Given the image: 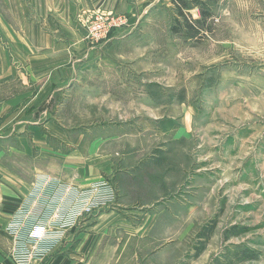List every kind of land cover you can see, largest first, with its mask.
<instances>
[{"label": "crops", "instance_id": "obj_1", "mask_svg": "<svg viewBox=\"0 0 264 264\" xmlns=\"http://www.w3.org/2000/svg\"><path fill=\"white\" fill-rule=\"evenodd\" d=\"M163 3L165 7L155 6L154 21L146 17L137 26L130 0H0V264H14L5 225L48 178L55 180L52 185L58 181L78 188L105 178L118 192L115 209L86 224L77 249L84 256L46 264H135L133 258L128 261L130 249L131 254H157V239L163 243L176 237L168 222L196 220L198 210L192 207L205 201L203 193L197 197L194 190L168 201L162 196L171 187V167L182 170L180 148L192 136L191 122L205 119L195 118L192 107L180 101L154 103L147 85L124 65L135 49L142 51L139 60H147L149 52L158 59L176 54L177 36L171 31L168 3ZM87 8L132 13L131 21L114 29L108 40L91 43L76 20ZM260 82L242 80L238 86L239 92L249 90L250 103L264 106ZM262 132L246 123L225 141L228 146L243 139L246 149L251 137ZM177 147L179 160L171 163ZM263 150L260 141L256 155L261 160ZM256 155L244 157L243 167L247 159L256 167ZM144 168L154 183L139 181ZM200 188L207 194L215 187ZM130 206L135 207L128 209L133 223L117 213ZM179 233L181 242L184 232Z\"/></svg>", "mask_w": 264, "mask_h": 264}, {"label": "rangeland", "instance_id": "obj_2", "mask_svg": "<svg viewBox=\"0 0 264 264\" xmlns=\"http://www.w3.org/2000/svg\"><path fill=\"white\" fill-rule=\"evenodd\" d=\"M163 1L168 3L171 31L177 36L176 54L158 59L154 52H149L147 60H139L137 56L142 51L135 49L124 65L134 79L147 85L148 97L154 103L180 101L192 107L195 118L205 119L196 124L191 122L192 136L184 140L180 148L182 157L178 167L182 170L172 166L168 171L167 182L171 187L162 201L185 197L194 190H198L197 197L203 193L206 198L192 207L198 210L196 220L188 222L183 218L176 224L167 223L176 237L164 239L167 241L163 243L157 239L156 244L161 241L157 248L161 252L134 251L131 254L130 249L128 261L133 258L135 264H264V150L259 152L263 153L262 160L258 153L256 155L260 141L264 142V106L250 103L249 90L239 92L238 86L242 80L254 84L255 80L262 79L264 89V0H130L133 11L137 12L135 25L146 17L154 21L155 11H158L155 6L165 7ZM131 14L123 15L127 20L124 25L131 21ZM177 21L181 23V30L174 32L172 26ZM246 123L260 127L263 136L254 134L246 149L243 139L227 146L226 138L237 135ZM226 147L231 150L226 151ZM178 150L177 147L172 151L169 162H178ZM249 155H256V167L249 165V159L248 165L243 167L242 161ZM151 175L150 170L144 168L138 179L152 184ZM51 181L55 180L48 178L42 183L43 191L38 203L31 206L32 214H45L52 206L48 205L50 199L51 203L59 200L54 198L55 192L68 186L58 181L52 185ZM108 181L115 191L113 204L96 208L81 217L80 222L66 228L63 238L32 264H46V260L58 261L62 257L64 261H68L67 257L78 260L79 255H83L78 254L77 249L88 221L101 212L115 209L118 191L115 184ZM210 184L215 188L205 194V189L200 187ZM189 185H192L190 190ZM121 208L123 211L117 209V213L133 223L128 209L135 207ZM180 230L184 232L181 242L177 237ZM174 240L178 243L174 244Z\"/></svg>", "mask_w": 264, "mask_h": 264}, {"label": "built area", "instance_id": "obj_3", "mask_svg": "<svg viewBox=\"0 0 264 264\" xmlns=\"http://www.w3.org/2000/svg\"><path fill=\"white\" fill-rule=\"evenodd\" d=\"M123 15L111 11L82 9L76 20L84 31V38L91 43L108 40L114 29L127 21ZM43 188V187H42ZM43 189L36 186L31 199L13 214L4 230L10 236V259L14 264H32L41 259L55 243L63 238L66 228L80 222L81 217L92 213L96 208L113 204L115 191L106 179L92 181L84 188L72 185L60 187L49 201L45 214L31 213V206L40 198ZM40 195V196H39ZM38 203V202H37ZM110 204V205H111ZM41 216V217H40Z\"/></svg>", "mask_w": 264, "mask_h": 264}, {"label": "trees", "instance_id": "obj_4", "mask_svg": "<svg viewBox=\"0 0 264 264\" xmlns=\"http://www.w3.org/2000/svg\"><path fill=\"white\" fill-rule=\"evenodd\" d=\"M180 12H181V10H180ZM180 26H181V23L179 21H177V24L172 26V30L174 32H178L179 30H181Z\"/></svg>", "mask_w": 264, "mask_h": 264}]
</instances>
